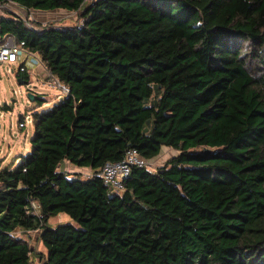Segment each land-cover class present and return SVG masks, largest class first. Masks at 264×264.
I'll return each instance as SVG.
<instances>
[{"label": "trees", "instance_id": "1", "mask_svg": "<svg viewBox=\"0 0 264 264\" xmlns=\"http://www.w3.org/2000/svg\"><path fill=\"white\" fill-rule=\"evenodd\" d=\"M10 1L82 22L0 16V35L71 88L0 168V264H264V0ZM164 147L179 153L133 165L122 190L101 175ZM60 213L73 221L52 226ZM18 229L39 230L46 252Z\"/></svg>", "mask_w": 264, "mask_h": 264}, {"label": "rangeland", "instance_id": "2", "mask_svg": "<svg viewBox=\"0 0 264 264\" xmlns=\"http://www.w3.org/2000/svg\"><path fill=\"white\" fill-rule=\"evenodd\" d=\"M11 14L23 17L33 23L38 22L39 27L49 24L72 25L82 22L76 11L63 9L49 11L27 10L12 1L0 4V16ZM15 67V63L0 62V163L3 166L17 164L16 158L19 157V160H21L20 158L31 150V138L33 136L34 125L33 122H28L25 127H21V119L29 115L31 120L34 112L47 110L64 97L60 88L50 85L47 81L49 75L44 64L35 67L30 81L22 84L18 81V75L12 72V68ZM31 90H33L36 96H44L46 100L41 103L39 99H30L29 92H32ZM178 153L179 150L177 149L164 147L161 154L149 160V168L151 170H157L169 158ZM60 169L69 171L72 174L77 173L84 178L92 174L91 169L79 168L68 161H64ZM72 221L67 213H60L58 216L50 219L52 226H56L58 223ZM16 233L18 236L27 239L34 251L46 252V248L40 238L39 230L26 232L18 229ZM32 264H38L37 256H34Z\"/></svg>", "mask_w": 264, "mask_h": 264}, {"label": "built area", "instance_id": "3", "mask_svg": "<svg viewBox=\"0 0 264 264\" xmlns=\"http://www.w3.org/2000/svg\"><path fill=\"white\" fill-rule=\"evenodd\" d=\"M0 62L15 63L16 67L12 68V72L17 75L19 72L32 71L35 67L43 65L39 55L28 50L24 41H18L11 34L0 35ZM46 71H48L47 81L50 85L60 88L64 96L71 93V88L66 83L62 82L47 68ZM31 91L33 92V90ZM28 122H33V119L30 120V116L26 115L25 118L21 119L20 126L25 127ZM133 165H149V161L142 157L137 149H131L124 159L107 162L101 175L116 190H122L124 188L123 181L130 175ZM34 205L39 211L37 203H34Z\"/></svg>", "mask_w": 264, "mask_h": 264}, {"label": "water", "instance_id": "4", "mask_svg": "<svg viewBox=\"0 0 264 264\" xmlns=\"http://www.w3.org/2000/svg\"><path fill=\"white\" fill-rule=\"evenodd\" d=\"M18 81H19V83H27V81L25 80V79H23V78H21V77H19L18 78ZM29 97H30V99H32V100H36V98H37V96L33 93V92H29ZM205 151L206 152H214V151H212L210 148H205Z\"/></svg>", "mask_w": 264, "mask_h": 264}, {"label": "crops", "instance_id": "5", "mask_svg": "<svg viewBox=\"0 0 264 264\" xmlns=\"http://www.w3.org/2000/svg\"><path fill=\"white\" fill-rule=\"evenodd\" d=\"M32 72H33V70L31 71V75H32ZM31 78H32V76H31ZM16 159H17V161H18V160H19V157H17ZM1 167H3V165L0 163V168H1Z\"/></svg>", "mask_w": 264, "mask_h": 264}]
</instances>
